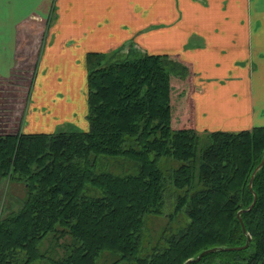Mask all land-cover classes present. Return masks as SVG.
<instances>
[{
    "label": "trees",
    "instance_id": "obj_1",
    "mask_svg": "<svg viewBox=\"0 0 264 264\" xmlns=\"http://www.w3.org/2000/svg\"><path fill=\"white\" fill-rule=\"evenodd\" d=\"M87 66L88 130L0 135V181L26 187L19 208L0 219V264L46 256L47 264H97L105 251L117 257L110 264H186L206 249L247 243L238 213L254 192L255 206L241 214L249 246L190 264H264V165L250 189L264 158V126L190 127V106L173 79H188L191 69L170 54L128 45L89 53ZM162 157L179 163L168 179ZM111 160L132 169L114 173ZM168 191L170 199L178 193L177 210L185 207L190 221L140 256L145 217L163 214ZM64 235L71 241L62 256L40 251L48 238Z\"/></svg>",
    "mask_w": 264,
    "mask_h": 264
},
{
    "label": "crops",
    "instance_id": "obj_2",
    "mask_svg": "<svg viewBox=\"0 0 264 264\" xmlns=\"http://www.w3.org/2000/svg\"><path fill=\"white\" fill-rule=\"evenodd\" d=\"M128 45L189 66L190 127L264 126V0H0V79L23 55L36 65L23 131L81 123L88 54Z\"/></svg>",
    "mask_w": 264,
    "mask_h": 264
},
{
    "label": "rangeland",
    "instance_id": "obj_3",
    "mask_svg": "<svg viewBox=\"0 0 264 264\" xmlns=\"http://www.w3.org/2000/svg\"><path fill=\"white\" fill-rule=\"evenodd\" d=\"M127 52V49L126 51ZM26 56L20 58V63L15 66L11 76L0 79V135L8 133H17L19 130L22 131L30 119L28 111L30 109V103L36 94L34 89L35 71L36 65L33 63L22 62L26 61ZM173 79V85L177 86L178 83ZM176 83V84H175ZM188 80L185 79L184 83L178 85L179 88L176 90L185 91V94H189ZM185 87V88H184ZM42 98V97H41ZM48 98V96L46 97ZM55 97H50L53 100ZM35 100V99H34ZM80 115L81 123L79 122H69L61 125L58 128L49 127L47 122L42 123L41 127L43 130L41 132H55L61 129H84V123L89 122L88 113H84V107L79 106V103H75L72 106V111L77 112ZM71 111V112H72ZM71 114V113H69ZM76 117V115H74ZM77 119V118H76ZM86 119V121H85ZM75 120V119H74ZM40 127V126H39ZM55 129V130H54ZM45 130V131H44ZM54 130V131H53ZM175 161V160H174ZM171 158L162 157L159 161V166L165 173L168 179L171 174L172 167L175 163ZM179 164V163H178ZM177 164V166H178ZM132 164L123 160H111V168L114 173H121L124 170L132 169ZM175 188V187H174ZM173 194V193H172ZM177 194H174V199H170L169 195L171 192L166 193V205L164 207V212L161 215L147 214L145 217V224L142 230V242L140 256H145L150 254L154 247L158 244L161 236L168 232L177 231L179 228L185 226L189 223L190 219L186 213L185 207L177 210ZM26 196V187L23 183L18 181L5 178L0 181V219L5 215L10 213L12 210H16L22 203V200ZM170 199V201H169ZM52 234V233H51ZM71 241L69 235H64L58 240L50 237L48 238L42 246H40V251H44L54 255L55 257H60L64 253V245ZM46 262H40L42 259H38L36 264H47L49 263V256H46ZM117 257L112 253L105 251L98 258L97 264H110ZM119 264H129L126 261H122Z\"/></svg>",
    "mask_w": 264,
    "mask_h": 264
},
{
    "label": "water",
    "instance_id": "obj_4",
    "mask_svg": "<svg viewBox=\"0 0 264 264\" xmlns=\"http://www.w3.org/2000/svg\"><path fill=\"white\" fill-rule=\"evenodd\" d=\"M264 165V158L262 160V162L256 167V169L254 170L253 172V175H252V178H251V181H250V189L253 191V181H254V178H255V175L257 173V171ZM254 195H255V198H254V201L253 203L250 205V207L248 209H245V210H242L238 213V216H239V219L243 225V231L245 233H247L248 235V240H247V243L245 245H242V246H236V247H229V248H217V247H214V248H209V249H206L204 250L203 252H201L196 258H191L189 259L186 264H190L191 262L193 261H200L206 254L208 253H212V252H215L217 251L218 249H229V250H240V249H244V248H247L249 246V243L251 241V235L247 232V229H246V226L244 225V222L242 220V217H241V214L242 212L244 211H248V210H251L256 202H257V194L256 192H254Z\"/></svg>",
    "mask_w": 264,
    "mask_h": 264
}]
</instances>
